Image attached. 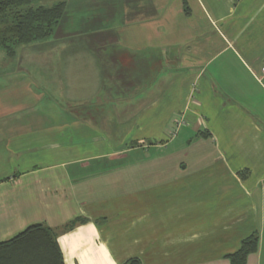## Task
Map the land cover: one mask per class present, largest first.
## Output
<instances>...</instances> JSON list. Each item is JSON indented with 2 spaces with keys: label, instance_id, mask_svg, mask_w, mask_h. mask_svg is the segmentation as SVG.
I'll use <instances>...</instances> for the list:
<instances>
[{
  "label": "crops",
  "instance_id": "obj_1",
  "mask_svg": "<svg viewBox=\"0 0 264 264\" xmlns=\"http://www.w3.org/2000/svg\"><path fill=\"white\" fill-rule=\"evenodd\" d=\"M99 1L130 58L116 84L89 43H59L94 36L67 15L37 47L58 75L5 73L0 241L43 223L64 264H229L259 231L246 264H264V0L68 6Z\"/></svg>",
  "mask_w": 264,
  "mask_h": 264
},
{
  "label": "trees",
  "instance_id": "obj_2",
  "mask_svg": "<svg viewBox=\"0 0 264 264\" xmlns=\"http://www.w3.org/2000/svg\"><path fill=\"white\" fill-rule=\"evenodd\" d=\"M69 0H0V49L14 56L20 44L52 37L67 15ZM188 12V8H185ZM73 220L64 228H72ZM57 231L34 223L13 237L0 241V264H64ZM260 233L245 237L239 248L227 255L229 264H246L259 249ZM124 264H140L138 257Z\"/></svg>",
  "mask_w": 264,
  "mask_h": 264
},
{
  "label": "rangeland",
  "instance_id": "obj_3",
  "mask_svg": "<svg viewBox=\"0 0 264 264\" xmlns=\"http://www.w3.org/2000/svg\"><path fill=\"white\" fill-rule=\"evenodd\" d=\"M71 1L74 0H69V6H71ZM78 7L80 10L75 13L70 12L69 9H71V7L67 9L66 22H68L70 18L72 20L68 22L63 33L93 31L92 33L94 36H89L86 39L84 37H79L85 40H75L73 39V36H70V33H68L66 36H63L66 40H60L59 43H61V41L66 42L68 39L69 42L77 44L89 43L90 46L97 51L104 62L107 70V83L111 84L114 82L116 84L118 81L117 78L119 79L121 76L119 73L123 71V68H120L117 71V69L112 68L113 63L116 60H129L130 58L129 56L125 57L128 51H123V48L119 49L118 47H114L115 44L110 43V5H106L99 1L98 4L95 3L94 5H90V3H85L83 5H78ZM86 24H88V26H86ZM122 29L123 28L121 27V30ZM116 38H119V36H116ZM49 39L50 40H40L29 44H20L16 47V54L14 56H9L3 49H0V89L8 87V82L5 79V73L8 71H11L10 75L16 78L22 76L25 77V75L28 77L42 78L43 74H48V72H51L52 75H58L54 74V72L56 71L55 73H57L59 70L57 71V69H55L54 71V69H51L44 64L46 59L44 57L43 49L39 50V48H37L39 45L47 44L49 41L54 40L55 34ZM116 52L117 54L115 56L111 55ZM45 54L47 55V53ZM183 122L184 119H182V124Z\"/></svg>",
  "mask_w": 264,
  "mask_h": 264
},
{
  "label": "built area",
  "instance_id": "obj_4",
  "mask_svg": "<svg viewBox=\"0 0 264 264\" xmlns=\"http://www.w3.org/2000/svg\"><path fill=\"white\" fill-rule=\"evenodd\" d=\"M262 74L264 75V66L262 67ZM182 123V120L180 121Z\"/></svg>",
  "mask_w": 264,
  "mask_h": 264
}]
</instances>
